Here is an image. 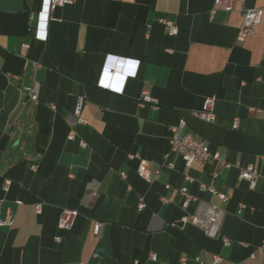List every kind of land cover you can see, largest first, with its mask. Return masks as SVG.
Wrapping results in <instances>:
<instances>
[{
    "label": "crops",
    "instance_id": "0c3cea01",
    "mask_svg": "<svg viewBox=\"0 0 264 264\" xmlns=\"http://www.w3.org/2000/svg\"><path fill=\"white\" fill-rule=\"evenodd\" d=\"M44 2L0 0V218L12 219L0 226V264H213L215 254L223 264H264V15L254 34L239 36L241 9L264 10V0L231 12L216 0H77L52 13L47 39L38 29ZM119 58L140 63L122 95L98 86ZM144 90L156 104L142 103ZM81 96L87 123L74 124ZM210 97L211 122L196 115ZM181 119L183 133H197L231 167L189 168L170 145ZM142 160L151 182L139 174ZM250 165L255 189L240 177ZM184 188L198 199L187 209ZM200 202L224 211L230 247L192 222ZM65 209L79 211L71 229L59 227Z\"/></svg>",
    "mask_w": 264,
    "mask_h": 264
},
{
    "label": "built area",
    "instance_id": "2783aa9c",
    "mask_svg": "<svg viewBox=\"0 0 264 264\" xmlns=\"http://www.w3.org/2000/svg\"><path fill=\"white\" fill-rule=\"evenodd\" d=\"M245 0H216V6L224 11H235L240 5H243ZM77 0H45L44 9L39 15V28H42L44 31V39H47L48 36V26L52 20V13L59 7H65L67 5H74ZM241 15L243 18V23L239 30V36L241 39H244L249 34H254L259 25L262 23V18L264 15V10L259 9H241ZM162 23L169 29L171 36H177L179 33L178 26L172 20L164 19ZM140 63L137 61L129 59L117 60L116 66L110 69L103 71L99 81L98 86L106 91L120 94L124 93L126 83L129 79L134 78L138 74ZM39 85L36 84L32 89L29 90L30 97L37 102L39 98ZM142 103H152L156 104L157 101L151 96L148 90H144L142 93ZM85 97L81 96L78 98L76 109L74 112V124H86L87 120L82 117V109L84 106ZM216 99L214 97L207 98L204 102L203 109L198 111L196 114L200 119L205 121H214L216 119L215 113ZM238 118L235 119L234 129L238 127ZM187 123L184 119H181L178 126L172 127V137L170 138L171 149L174 152H177L181 158L186 162L187 166L191 168L194 163L202 164H214L220 167L230 168L231 164L228 163L226 157L218 152L211 150L210 146L205 143V141L197 134L193 132L183 133ZM76 131L72 128L69 134V139H76ZM83 147L86 146L85 142H81ZM1 156V151H0ZM136 156H132L135 158ZM170 168H174L173 164L169 165ZM140 176L148 182L153 180L151 172L148 167V163L145 160L141 161L139 166ZM160 175V171H158ZM214 178L218 177V171L214 170L212 172ZM241 179L247 180L250 183L251 189H255L259 173L255 166L250 165L245 168L241 173ZM186 181L192 182L193 178L189 173L185 174ZM11 181L7 180L5 184V190L8 191L11 185ZM202 190L209 192L221 200H228V197L217 191L216 188L203 184ZM184 196L183 208L187 209L190 204L198 199L193 196L187 188L181 190ZM146 207V203L143 199L140 200L139 210H143ZM244 208V205H241L240 211ZM37 212L40 214L42 212V205L37 206ZM2 213V203L0 202V216ZM79 216V211L74 209H65L61 220L59 222V227L62 229H71L74 225L75 219ZM224 218V211L214 204H206L200 202L197 212L193 215L192 222L195 225H198L205 229L207 235L211 238L223 237V242L225 247H230L232 241L222 236L221 226ZM12 224L11 216L7 219L2 220L0 218V226H10ZM103 223H96L94 227L95 233L98 235L101 232ZM61 240V238H57ZM152 260H156V255H152ZM224 258L222 255L215 254L213 256V264H223ZM86 264V263H81ZM180 264H187V259L184 258Z\"/></svg>",
    "mask_w": 264,
    "mask_h": 264
}]
</instances>
